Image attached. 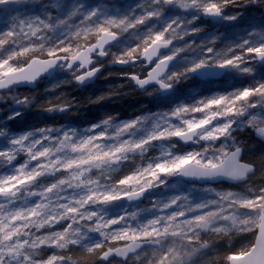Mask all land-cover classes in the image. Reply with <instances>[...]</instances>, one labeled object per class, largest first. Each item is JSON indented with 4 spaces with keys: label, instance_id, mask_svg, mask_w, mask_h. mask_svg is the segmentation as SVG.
I'll use <instances>...</instances> for the list:
<instances>
[{
    "label": "snow or ice",
    "instance_id": "obj_1",
    "mask_svg": "<svg viewBox=\"0 0 264 264\" xmlns=\"http://www.w3.org/2000/svg\"><path fill=\"white\" fill-rule=\"evenodd\" d=\"M0 264H264V0H0Z\"/></svg>",
    "mask_w": 264,
    "mask_h": 264
},
{
    "label": "trees",
    "instance_id": "obj_2",
    "mask_svg": "<svg viewBox=\"0 0 264 264\" xmlns=\"http://www.w3.org/2000/svg\"><path fill=\"white\" fill-rule=\"evenodd\" d=\"M104 83L103 81L101 82ZM44 85H41L43 87ZM141 102H146L143 97H135L133 95L124 96L115 102H106L101 106H89L90 112L95 115H100L106 110L119 111L122 115L127 116L131 114L134 109L138 108Z\"/></svg>",
    "mask_w": 264,
    "mask_h": 264
}]
</instances>
